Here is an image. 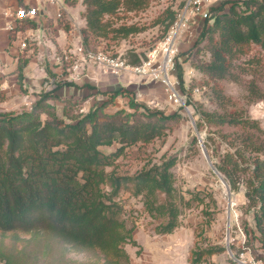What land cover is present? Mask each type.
<instances>
[{"label": "trees", "instance_id": "obj_1", "mask_svg": "<svg viewBox=\"0 0 264 264\" xmlns=\"http://www.w3.org/2000/svg\"><path fill=\"white\" fill-rule=\"evenodd\" d=\"M151 1L84 0L83 49L92 42L126 39L138 32L133 25L118 24L119 13H138ZM211 11L212 23L205 27L192 50L195 57L204 43L203 50L210 60L196 63L195 68L210 79L244 86L248 104L262 99L256 80L259 71L253 66H264V55L251 54L256 48L264 53V0H231L228 10L220 6ZM60 21L68 31L64 14ZM174 21V13H169L165 28ZM35 25L32 19L21 20L15 31L20 34ZM139 62L135 57L133 64ZM245 75L252 79L244 82ZM54 92H42L30 110L0 114L1 235H46L103 260L77 264H131L126 246L139 244L134 239L135 226L124 217L123 194L140 199L142 212L157 223L155 233L163 236L173 234L182 225L185 211L208 203L216 205L211 193L192 191L188 192L189 198L183 195L173 172L175 157L160 164L148 162L133 175L116 171L117 160L125 157L128 149L164 138L180 115L166 116L132 101V111L107 113L114 99L125 94L119 90L87 113H72L69 101L70 107H64L60 116L55 101L61 99ZM216 94L221 102L226 100L222 92ZM244 111H203L197 127H209L225 145V152L214 166L231 193H243L244 214H252L264 249V129ZM214 142L213 136H208L204 144L212 149ZM114 146L116 150L105 151ZM202 215L207 225L215 216L208 209H202ZM223 250L192 249L189 262L201 264ZM23 252L6 247L0 240V264H33L30 256L23 258ZM257 258L260 260V256Z\"/></svg>", "mask_w": 264, "mask_h": 264}, {"label": "rangeland", "instance_id": "obj_2", "mask_svg": "<svg viewBox=\"0 0 264 264\" xmlns=\"http://www.w3.org/2000/svg\"><path fill=\"white\" fill-rule=\"evenodd\" d=\"M189 2L190 0H152L145 10L138 13L121 12L119 13L118 24L133 25L138 29V32L133 33L126 39L115 40L109 38L99 40L97 43L92 42L89 47H86V51L84 50L86 53L94 55L102 53L109 57L118 58L124 61L127 67L122 72H130L136 75L140 79L141 85L162 88L161 100L151 104L146 103L140 93L136 92L134 94L126 88L121 89L125 94H121L114 99L106 108L107 113L120 109L132 111L129 107L132 101L144 109L161 111L166 116L174 114L181 116L176 123H171L173 128L167 132V136L164 138L155 140L149 145L128 149V154L117 160V173L120 175H133L148 162L160 164L169 158L175 157L177 163L173 168V172L177 181L176 185L183 195L189 198L188 192L203 191L211 193L216 201L215 206L208 203L195 207L190 211H185L181 217L182 225L173 234L163 236L155 233L154 228L157 223L142 212L140 199L123 194L121 203L125 211L124 217L130 226H135L134 239L139 244V247L127 245L126 251L130 256L131 264H191L189 257L192 249H224L221 253L212 255L201 264H230L231 256L239 259L242 253H249L254 260H257V257L260 256V260L264 261V249L259 243L260 235L256 231L252 214H244L243 205L246 203V199L243 193H231V206L228 208V191L220 177L213 171L206 156L207 153L214 165V163L219 162L220 156L225 152V145L221 142L219 135L210 132L209 127L206 126L201 130H198L197 127V124L201 121L203 111L220 112L227 109L232 113L243 108L245 109L244 114L259 121L260 126L264 129V66L261 63L258 66L255 64L253 66L254 69L259 71L256 80L263 98L256 101L249 99L252 102L251 104H248V94L244 86L228 80L216 81L210 79L197 70L195 64L198 62L208 63L210 55L203 50L204 43L201 44L195 57L192 56V50L205 27L212 23L210 17L213 12L211 10L216 7H212L210 4L206 6L210 16L203 18V15L195 9L196 6L190 5ZM83 7L85 12V6L83 5ZM186 10L188 21L183 22L184 25L172 35V26L185 14ZM169 13H174L175 21L166 29L164 20ZM195 14H200L205 26L203 27L202 24V31L192 43V47L184 52H179L174 44L180 35L190 33L189 31L194 25L192 18ZM83 19L85 21L84 17ZM84 29L83 27L81 30L82 47ZM21 35L23 34L21 33ZM170 35L172 36L171 44L173 43V53L170 55L172 62L164 71V65L169 58V52H166V50L170 47L167 43ZM56 54L60 56V60L57 61L58 59L54 57L56 63L54 67L59 68L57 70L61 76L72 75L71 81L76 82L80 79L79 77L85 74L84 69L87 64H91L103 72L100 67L94 65L83 54L75 55L72 52L63 54L60 51ZM254 54L257 57L264 55V53L260 54L258 48L253 51L251 56ZM135 57L140 60L137 64H133ZM262 61L264 63V59ZM79 64H83L84 74L82 72L75 74L74 67L76 68ZM50 66L47 62V69L52 72L53 69ZM137 68L143 69L145 72L138 73L134 70ZM55 74L57 75V73ZM48 76L51 77L50 74ZM167 79L172 89H174L173 91L178 95L179 101L176 103L170 98L172 89ZM249 79H252V76L245 75L243 77L244 82L249 81ZM55 80L57 81L58 78L56 77ZM60 83L58 82V84ZM21 88V91L25 94L21 96L26 97L28 103L14 105L6 112H0V114L20 113L24 110H30L35 101L39 99L41 93L34 94L33 98L30 99L31 94L29 92L25 93L27 91L25 90L26 86L22 85ZM154 91L155 94L160 92L156 88H154ZM219 91L226 97L223 102L219 100L216 94ZM113 92L103 94L88 92L89 94L84 95L81 102L62 99L56 94L61 101L56 100L55 106L60 116L64 107L69 108L71 102L73 104L72 113H87L88 110L84 103L87 98L93 95H103L104 100L95 104L100 105L109 100ZM4 99L0 95V102ZM66 100L67 102H63ZM208 136H213L216 148H206L204 143ZM116 148L117 146H114L105 149V151L112 152ZM202 209H208L215 214L209 225L205 224ZM245 229H247V233ZM0 240H3L6 247L15 248L17 251H25L26 253L23 252V255H25L23 258L30 256L34 261L31 262L33 264L103 263L102 258L95 253L75 251L70 246L58 240L50 239L46 235L0 234Z\"/></svg>", "mask_w": 264, "mask_h": 264}, {"label": "crops", "instance_id": "obj_3", "mask_svg": "<svg viewBox=\"0 0 264 264\" xmlns=\"http://www.w3.org/2000/svg\"><path fill=\"white\" fill-rule=\"evenodd\" d=\"M230 2L231 0H204L203 10L209 4L216 8L223 6L225 10H228ZM20 7L35 8L39 11L38 16L32 19L36 23L34 28L26 29L22 33L36 35L39 44L35 42L26 50L21 49L23 37L18 38L16 31L13 33L8 30V25L18 23L14 14ZM83 12V0H58L56 3H50L48 0H0V88L1 96L5 98L0 102V112H6L17 104L28 103L26 97H23L25 94L21 91L22 85L26 86L25 93L31 94L30 99L34 94L54 90V93L62 99L81 102L83 96L89 94L88 92L103 94L126 88L134 94L140 93L142 99L148 104L161 100L162 88L141 85L140 79L130 72L114 75L104 73L99 68L87 64L84 69L85 74L83 73L84 75L76 82L71 81L70 74L59 75L57 70L59 68L54 67L56 53L70 51L72 54L80 55L78 50L82 45L81 30L86 26ZM59 14H64V20L70 26L68 31L64 30ZM200 14H195L192 18L194 25L190 33L182 34L176 40L174 46L179 52L189 50L202 31V24L203 27L205 26ZM13 34H15L14 38ZM47 62L51 65L52 72L47 69ZM84 70L82 66L80 72ZM47 71L51 77L48 76ZM58 82L61 83L58 84ZM154 88L160 91L159 94H155ZM103 100L104 96L99 94L87 98L84 103L89 111L96 102L101 103Z\"/></svg>", "mask_w": 264, "mask_h": 264}, {"label": "built area", "instance_id": "obj_4", "mask_svg": "<svg viewBox=\"0 0 264 264\" xmlns=\"http://www.w3.org/2000/svg\"><path fill=\"white\" fill-rule=\"evenodd\" d=\"M48 2L56 3V2H58V0H48ZM189 3H190V5L196 6L195 9L203 15V18H208V16H210V14L208 13L209 10H207V9L203 10V0H190ZM38 14H39V11L35 8L20 7L19 9L16 10L14 17H15L16 21H21V20H25V19H33V18L37 17ZM186 14H187V10H186L185 14L183 16H181L180 19L175 23V25L172 26V28H171L172 35L175 32H177L182 25H184L183 22L185 23L188 21ZM58 17L61 19L62 15L59 14ZM16 27H17V24L16 25L15 24L14 25L13 24L8 25V30L10 32L15 33L14 31H15ZM20 34L17 33V37L18 38L23 37V40L21 41V49L22 50L28 49V47L31 46L35 42L37 44H39V39L37 38L36 35H34V34L20 35ZM171 42H172V36L170 35V37L167 39V43L170 47L166 50V52H169L168 53L169 58L164 65V71L167 69V67L172 62V58H170V55L173 53V43L171 44ZM78 52H79V54H83L84 57L89 59L94 65L100 67L104 73H111L114 75H118L120 72L127 69L124 61H122L118 58L109 57V56L104 55L102 53H97L95 55L91 54V53H86L82 46L79 48ZM62 53L63 54H66V53L70 54L71 52L70 51H63ZM54 57L56 59H58L57 61L60 60V58H59L60 56H58V54H55ZM82 66H83V64H79L78 66H76V68L74 67L75 74H79V72L82 69ZM134 70L138 73L145 72L143 69H138V68L134 69ZM167 81H168V79H167ZM168 84H169V81H168ZM169 86L172 89L171 84H169ZM173 90L174 89H172V93H171L170 98H171V100H173L176 103L179 101V98H178L177 93H175ZM0 95H1V88H0ZM230 260H231L230 264H264V261H262V260H258V259L254 260L249 255V253H242L240 255L239 259H236V258L231 256Z\"/></svg>", "mask_w": 264, "mask_h": 264}, {"label": "water", "instance_id": "obj_5", "mask_svg": "<svg viewBox=\"0 0 264 264\" xmlns=\"http://www.w3.org/2000/svg\"><path fill=\"white\" fill-rule=\"evenodd\" d=\"M206 156H207V158H208L209 164H210V166L212 167L213 171H214V172L220 177L221 181L223 182V184L225 185V187H226V189H227V191H228V201H229V203H228V208H230V206H231V191H230V187H229L228 183L225 181V179H224L223 177H221V175L217 172L215 166L213 165V163H212L211 160L209 159L207 153H206Z\"/></svg>", "mask_w": 264, "mask_h": 264}, {"label": "snow or ice", "instance_id": "obj_6", "mask_svg": "<svg viewBox=\"0 0 264 264\" xmlns=\"http://www.w3.org/2000/svg\"><path fill=\"white\" fill-rule=\"evenodd\" d=\"M23 15V14H22Z\"/></svg>", "mask_w": 264, "mask_h": 264}]
</instances>
